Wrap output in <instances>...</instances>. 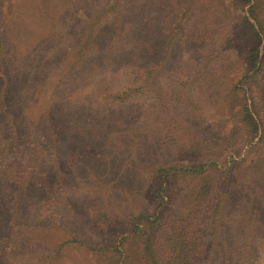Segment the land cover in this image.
<instances>
[{"label":"rangeland","instance_id":"rangeland-1","mask_svg":"<svg viewBox=\"0 0 264 264\" xmlns=\"http://www.w3.org/2000/svg\"><path fill=\"white\" fill-rule=\"evenodd\" d=\"M251 6L262 32L264 0H0V264L164 263L176 226L193 264H264Z\"/></svg>","mask_w":264,"mask_h":264},{"label":"trees","instance_id":"trees-1","mask_svg":"<svg viewBox=\"0 0 264 264\" xmlns=\"http://www.w3.org/2000/svg\"><path fill=\"white\" fill-rule=\"evenodd\" d=\"M254 6H251L250 8V16L252 17L253 20H248V23L251 25L252 29L255 31V43L252 46V48L249 51L247 62H248V72L246 73V77L248 79L254 78L258 73H260L263 68H264V31H260L258 26H262L261 22L259 21L258 17L255 15L254 11ZM172 27V26H170ZM3 92H5L3 90ZM241 116L243 121L248 125L251 134L253 137H255L258 133V123L257 119L255 116V112H253L249 105L246 103L244 105V108L241 112ZM12 143V142H11ZM12 144L5 142V140L1 141L0 144V158L1 156H4L5 154L8 153V150ZM207 165L204 166H199V167H193V168H188V171L193 169L195 171H203ZM170 169H174L178 171L177 168L174 166L171 167ZM159 173L162 176V186L157 190L156 196L161 200L160 204L163 206V203L165 201L163 191L166 189L167 185V180L170 178L169 171L165 169H160ZM7 177L10 180H14L15 177H18V173L14 168H9L6 170ZM157 215V214H156ZM152 216L150 214H139L138 216L134 217L132 223H131V230H130V235L134 234V236H137L139 233L142 232L141 225L142 223L149 221ZM157 217H159L157 215ZM185 228H179L175 227L174 233L171 234L169 238L166 239V246L169 248V254L166 258H164V263L160 262L157 257L154 256V263L155 264H193L196 259L199 257L198 252H196V246L195 243L188 237L186 233ZM125 236V239L127 237ZM72 242L79 243L80 245H85V242L78 240L76 237ZM196 252V253H195ZM198 255V256H197ZM152 257V256H151Z\"/></svg>","mask_w":264,"mask_h":264}]
</instances>
